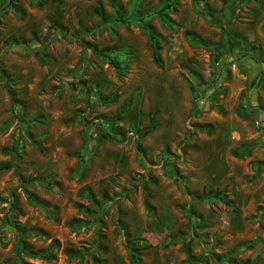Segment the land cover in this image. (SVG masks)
Returning <instances> with one entry per match:
<instances>
[{"label": "rangeland", "instance_id": "obj_1", "mask_svg": "<svg viewBox=\"0 0 264 264\" xmlns=\"http://www.w3.org/2000/svg\"><path fill=\"white\" fill-rule=\"evenodd\" d=\"M5 164L0 264H264V0H0Z\"/></svg>", "mask_w": 264, "mask_h": 264}, {"label": "trees", "instance_id": "obj_2", "mask_svg": "<svg viewBox=\"0 0 264 264\" xmlns=\"http://www.w3.org/2000/svg\"><path fill=\"white\" fill-rule=\"evenodd\" d=\"M100 17L103 19L104 18V13H102V9H101V11H100ZM153 49H154V60H155V62H156V64L157 65H161V62H160V59H159V54H158V51H157V49L156 48H154L153 47ZM111 60V63L113 64V65H117V62L115 61V59H110ZM12 168V166L11 165H0V172L1 171H5V170H9V169H11Z\"/></svg>", "mask_w": 264, "mask_h": 264}]
</instances>
